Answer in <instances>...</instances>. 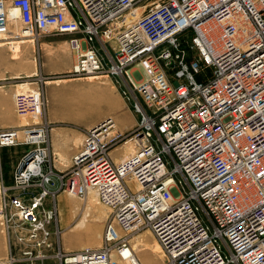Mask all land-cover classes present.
<instances>
[{
	"label": "built area",
	"instance_id": "built-area-1",
	"mask_svg": "<svg viewBox=\"0 0 264 264\" xmlns=\"http://www.w3.org/2000/svg\"><path fill=\"white\" fill-rule=\"evenodd\" d=\"M12 10L13 39L70 34L71 75L111 76L141 116L130 134L113 117L88 128L59 171L44 91L16 95L21 114L40 118L22 128L29 148L1 190L0 264H144L133 243L143 229L164 264H264V0H0L5 40ZM18 133L0 131V148ZM128 140L136 152L117 162ZM91 188L112 208L103 244L70 251L57 195Z\"/></svg>",
	"mask_w": 264,
	"mask_h": 264
},
{
	"label": "rangeland",
	"instance_id": "rangeland-1",
	"mask_svg": "<svg viewBox=\"0 0 264 264\" xmlns=\"http://www.w3.org/2000/svg\"><path fill=\"white\" fill-rule=\"evenodd\" d=\"M137 18L138 16H136V19ZM132 19L133 17L130 14L126 17L127 22H135L136 19ZM122 25L126 24L121 22L114 23V25H112L114 33L118 31ZM62 35L63 34L56 32L43 33L36 39V43L33 46L22 44V38L11 40V36L9 35L10 39L6 40L7 44L0 49V91L7 94L5 101L0 100V131L16 128V126L20 125L21 127L19 128H23L27 124L39 121L36 120L40 118L39 116L28 112L25 113V117L29 116L28 118L31 120L27 121V123H23L24 120L22 121L20 115H18V113L21 114V112L17 109L15 103L18 93L37 89L39 86L45 94V114L52 126L55 125L54 122H63L80 131V136L75 140L78 147L77 151L80 150L83 144L85 131L88 128L106 118H117V113H122L119 114V116L125 119L124 124L117 121L119 124L117 130H122L129 134L132 133L140 122V114L135 112L133 104L123 96L121 89L111 76L103 74L99 76L74 77L71 75L70 70L75 62V56L70 49L69 39L66 44H63L65 49H63L64 52L60 53L63 61L59 62V65L53 60L46 59L45 52L52 53L55 50H58V52L62 50V44L57 41ZM110 36L111 35H106L104 38H108L109 40ZM114 44V39L110 40V49H112ZM17 45H21L20 51L15 49L18 47ZM66 53L68 56L70 54L72 57L71 64L68 63ZM104 53H106L105 50ZM21 58L23 62L20 64L19 61ZM20 82L30 83L23 88V86L18 84ZM102 84H105L107 89L98 87V85ZM110 92L113 97L111 102L115 110L110 108ZM123 144L113 150V156L119 155L120 149H123ZM28 148L29 146L26 144L0 148V191L3 186H13V176L16 168ZM72 165L73 162L70 161L69 165H66L69 167L67 170H69ZM92 191L94 192V190ZM1 192L0 206L2 204ZM92 194L90 190L85 197L71 196L65 190H62L57 195L58 205L63 203L65 208L69 206L67 203L68 196L73 197L75 201L71 210L68 211V209L64 208L65 212L62 213V216L59 210L63 246L70 251L82 249L86 245L88 246L90 244L89 241H92L95 237H99L103 243L105 229L111 218L112 208L102 203L99 196H97L99 198L97 204L99 207L105 208L108 213L102 214L95 206H90ZM85 215L88 216L83 228L84 230L78 232L75 226ZM90 226H92L93 231L91 230L88 232L87 230ZM95 230L98 232L96 233ZM146 232L150 233L147 229H143L136 235H139L141 238ZM150 235L151 238L154 239V235L151 233ZM137 241L138 239L134 237V246L144 264H162L161 261L158 263L149 262L147 258L142 255L143 251H141V245ZM7 243L5 228L0 223V258H4L7 255ZM152 255H155L154 257L161 260L158 254L152 252Z\"/></svg>",
	"mask_w": 264,
	"mask_h": 264
},
{
	"label": "bare ground",
	"instance_id": "bare-ground-1",
	"mask_svg": "<svg viewBox=\"0 0 264 264\" xmlns=\"http://www.w3.org/2000/svg\"><path fill=\"white\" fill-rule=\"evenodd\" d=\"M18 14H19V12L17 11V10H12V13L10 14V16H12L13 18H14V20H13V22L12 23H14V28H12L11 29V31H13L12 32V34H15L16 33V31L17 30H19L20 29V27H21V22H20V20H19V18H18ZM128 15H129V13L126 15V17H128ZM132 23H134V22H131V21H128L126 24L127 25H131ZM117 32L118 31H116L115 32V34H117ZM9 35H11V33L9 34ZM15 38L16 36H11V40L13 39V38ZM8 39H10V37L9 36H7V39L6 40H8ZM36 39L37 38H35L34 36L33 37H31V36H25V37H22V44H26V46H33L35 43H36ZM110 39H111V37H110ZM109 39V40H110ZM6 40L5 39H3V37H0V49H2V47H4L6 44H7V42H6ZM105 40H107V41H109L108 40V38L106 39L105 38ZM18 47L17 48H15L17 51H20L21 50V45H17ZM64 48H65V46H64ZM63 49V48H62ZM62 52H64L63 50L61 51H53L52 53H49V52H45V57H46V59L47 60H53V61H55L56 62V64H58L59 65V62H61V61H63V59L61 58V56H60V53H62ZM67 54V53H66ZM23 62V60H22V58H21V60L19 61V63L21 64ZM97 76H99V75H97ZM30 82H20V83H18L19 85H21V86H23V88H25V86H27L28 84H29ZM75 86V85H74ZM103 86V87H102ZM98 87H100V88H104V89H107V86L105 85V84H102V85H98ZM109 97H110V104H111V109H113V110H115V108H114V106H113V103L111 102V100H112V95H111V92L109 93ZM7 98V94L5 93V92H3V91H0V100H3V101H5V99ZM117 108V107H116ZM134 108V107H133ZM134 110H135V108H134ZM135 112H137L136 110H135ZM138 113V112H137ZM119 114H122V113H119ZM119 114L117 113V118H115V117H113V122H115V124H114V126H115V130H117L118 129V122L119 123H123L124 124V118L122 117V116H119ZM140 114V113H139ZM18 115H20V119H22V121L24 120V122L23 123H27V121H30L31 119L30 118H28V117H25V114L23 115V114H19L18 113ZM141 116V115H140ZM36 120H39V118L38 119H36ZM118 121V122H117ZM97 124V123H96ZM96 124H93L91 127H93V126H95ZM19 127H21V125L20 126H16V130H18V135H17V137H15L14 138V141H20L21 143H19V144H24V142H25V136H24V134H23V132H22V128H19ZM4 137V136H3ZM4 138H2V140H3ZM17 146H18V144H16ZM123 154L122 155H120V156H115V160L117 161V162H119V161H121L123 158H125V157H127V156H129V155H131V154H133V153H135L136 152V149H137V146H136V141L135 140H128L127 142H125L124 144H123ZM53 154V153H52ZM53 156V155H52ZM59 157L61 158V159H63V155H59ZM2 181V180H1ZM91 190V193H93L92 195H91V198H90V206H95L97 209H99L100 211H101V213L103 214H107L108 212H107V210L105 209V208H103V207H99V205L97 204L98 202H99V198L97 197V196H99V194H98V192H97V190L96 189H93V188H91L90 189ZM89 190V191H90ZM92 190H94V192L92 191ZM65 191L68 193V194H70L69 192H68V190H66L65 189ZM1 192V191H0ZM71 196H75V195H72V194H70ZM62 198V197H61ZM75 198V197H74ZM67 203L69 204V206L68 207H64V205H63V203L61 204V205H59V210L61 211L60 213H61V216H62V213H64L65 212V209H68V211L69 210H71L72 209V207H73V204L75 203V201H74V199H73V197H70V196H68V199H67ZM65 208V209H64ZM100 213V214H101ZM102 214H101V216H102ZM61 216H60V218H61ZM87 216L88 215H85L84 217H82L81 219H80V221L79 222H77V224H76V226H75V229H77V231L78 232H80V231H82V230H84L83 228H84V225L86 224V220H87ZM100 216V217H101ZM65 217V216H64ZM102 218V217H101ZM100 219V218H99ZM102 228V227H101ZM98 229V228H97ZM92 230V226H90V227H88V232L89 231H91ZM93 231V230H92ZM96 231V233L98 232L97 230H95ZM147 231H150V233L151 234H153L152 233V231L150 230V229H147ZM150 233L148 232H146L145 233V235H143V236H141V238L139 237V235H136L135 236V238H137L138 239V243L141 245V251H143L142 252V255L145 257V258H147V260L149 261V262H156V263H158V262H162V264H164V262H166L167 261V258H166V255H165V253H164V251H163V249H162V246L160 245V243L158 242V240L156 239V237L154 236V239H152L151 238V235H150ZM99 235V234H98ZM154 235V234H153ZM94 236V235H93ZM88 242V241H87ZM90 242V244L87 246H85L84 248H86V247H100L103 243H102V240L101 239H99V237H95L92 241H89ZM136 242V243H137ZM137 245V244H136ZM152 252L154 253V254H158V256L161 258V260L160 259H157L156 257H154L155 255H152Z\"/></svg>",
	"mask_w": 264,
	"mask_h": 264
},
{
	"label": "crops",
	"instance_id": "crops-1",
	"mask_svg": "<svg viewBox=\"0 0 264 264\" xmlns=\"http://www.w3.org/2000/svg\"><path fill=\"white\" fill-rule=\"evenodd\" d=\"M70 36V34H63L61 38L57 40L60 42V44H62L63 49H65L63 44L67 43ZM67 60L69 64L72 63V57L70 54L69 56L67 55ZM54 124L55 125L52 126L50 132V142L53 153L52 155L54 157V167L56 170L66 171L69 168L66 165H69L70 161L73 162L72 159H74L75 154L78 152V147L75 140L80 136V131L75 127L64 124L63 122H54ZM123 150L124 149H120V153L118 156L123 154ZM59 155H63V159H61Z\"/></svg>",
	"mask_w": 264,
	"mask_h": 264
},
{
	"label": "water",
	"instance_id": "water-1",
	"mask_svg": "<svg viewBox=\"0 0 264 264\" xmlns=\"http://www.w3.org/2000/svg\"><path fill=\"white\" fill-rule=\"evenodd\" d=\"M140 135H143V133L141 132ZM31 160V157H29L26 161V163H28Z\"/></svg>",
	"mask_w": 264,
	"mask_h": 264
}]
</instances>
